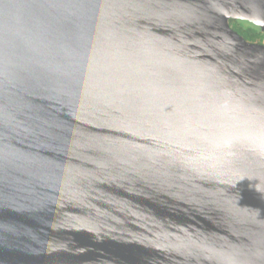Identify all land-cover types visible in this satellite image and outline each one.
I'll use <instances>...</instances> for the list:
<instances>
[{
    "label": "water",
    "instance_id": "water-1",
    "mask_svg": "<svg viewBox=\"0 0 264 264\" xmlns=\"http://www.w3.org/2000/svg\"><path fill=\"white\" fill-rule=\"evenodd\" d=\"M264 0H0V264H264Z\"/></svg>",
    "mask_w": 264,
    "mask_h": 264
},
{
    "label": "trees",
    "instance_id": "trees-1",
    "mask_svg": "<svg viewBox=\"0 0 264 264\" xmlns=\"http://www.w3.org/2000/svg\"><path fill=\"white\" fill-rule=\"evenodd\" d=\"M231 27L250 43L263 44L264 42V32L249 22L231 20Z\"/></svg>",
    "mask_w": 264,
    "mask_h": 264
},
{
    "label": "rangeland",
    "instance_id": "rangeland-1",
    "mask_svg": "<svg viewBox=\"0 0 264 264\" xmlns=\"http://www.w3.org/2000/svg\"><path fill=\"white\" fill-rule=\"evenodd\" d=\"M263 44H264V42H263Z\"/></svg>",
    "mask_w": 264,
    "mask_h": 264
}]
</instances>
